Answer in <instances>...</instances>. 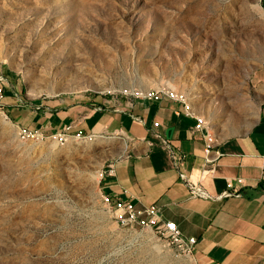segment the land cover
I'll list each match as a JSON object with an SVG mask.
<instances>
[{"label":"rangeland","instance_id":"obj_1","mask_svg":"<svg viewBox=\"0 0 264 264\" xmlns=\"http://www.w3.org/2000/svg\"><path fill=\"white\" fill-rule=\"evenodd\" d=\"M263 59L264 0H0L3 108L170 82L216 125L244 123ZM96 139L23 140L0 113V264H197L116 221Z\"/></svg>","mask_w":264,"mask_h":264},{"label":"crops","instance_id":"obj_2","mask_svg":"<svg viewBox=\"0 0 264 264\" xmlns=\"http://www.w3.org/2000/svg\"><path fill=\"white\" fill-rule=\"evenodd\" d=\"M249 83L252 109L246 122L220 125L177 87L204 117L201 129L180 102L168 97L152 101L105 90L10 99L4 106L17 125L46 133L72 125L73 132L95 133L106 158L100 192L140 208L156 203L161 221L175 220L185 235L197 238V264H264V59ZM209 134L215 140L212 162L205 151ZM163 138L185 154L182 170L211 197L192 193ZM228 178L234 179L230 190L236 193L219 197Z\"/></svg>","mask_w":264,"mask_h":264},{"label":"built area","instance_id":"obj_3","mask_svg":"<svg viewBox=\"0 0 264 264\" xmlns=\"http://www.w3.org/2000/svg\"><path fill=\"white\" fill-rule=\"evenodd\" d=\"M1 79H3V77L0 76V80ZM122 92L127 96L145 98L152 101H159L163 97H168L169 99L180 102L183 105L184 111L196 118V129H201L205 125L204 117L195 112L191 103L188 101L187 94L170 82H165L161 85L148 88H125ZM4 96L5 88L0 84V113H3L8 117V113L6 109L3 108L2 104ZM155 124L158 125L159 122L156 121ZM71 128L72 125H65L62 130L53 133H46L41 128L18 125V133L19 137L23 140L52 139L59 144H65L71 139L95 138V133H88L82 129L73 132ZM214 141V137L209 134L205 148L207 162L213 161L212 153L214 151ZM163 142L168 148L174 164L179 168L180 177L187 181L191 187L192 193L201 197H211L210 193L203 186L193 182L182 170L181 167L185 159V154L178 148L172 146L167 139L163 138ZM233 180V178L227 179L228 188L219 194V197L231 196L236 193L230 190L234 186ZM237 181L241 182L242 178H237ZM102 200L119 224L131 227H149L154 230L155 233L163 236L169 244H172L183 253L193 254L197 238L195 236L185 235L175 220L170 219L161 221L160 211L156 203L140 208L137 207L132 200L114 197L110 193H103Z\"/></svg>","mask_w":264,"mask_h":264}]
</instances>
